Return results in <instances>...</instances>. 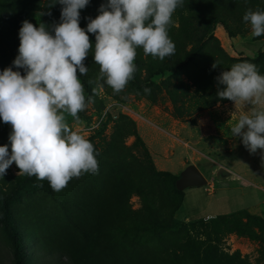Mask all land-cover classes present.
I'll list each match as a JSON object with an SVG mask.
<instances>
[{"label": "rangeland", "instance_id": "1", "mask_svg": "<svg viewBox=\"0 0 264 264\" xmlns=\"http://www.w3.org/2000/svg\"><path fill=\"white\" fill-rule=\"evenodd\" d=\"M107 2L89 0L80 10V27L86 30L88 18ZM62 7L57 0H0V72L12 67L25 74L13 65L22 22L43 23L52 31ZM249 9L264 11V0H182L168 25L174 55L161 61L138 48L143 65L119 93L98 79L95 35L88 33L93 49L84 61L87 75L79 76L87 107L78 114L81 124L67 120L98 151V172L74 177L60 191L36 177L35 183L47 182L51 192L18 190L20 201L12 199L9 211L24 264H203V254L218 252H238L250 264H264L258 243L223 229L249 216L264 220V150L249 152L231 133L252 106L217 95L223 88L217 78L236 63H253L264 75V35L254 37L243 20ZM203 32L212 38L203 54L189 61L187 53ZM178 61L184 65L177 79L166 71L147 81L141 69L166 62L176 68ZM163 80L166 89L159 86ZM147 82L157 85L150 94L144 92ZM11 130L0 119V146L9 144V152ZM190 166L206 183L186 186L182 198L171 183L176 187ZM19 171L13 163L0 176V200L25 175ZM154 171L167 173V183L158 182ZM244 207L253 215L211 217ZM186 218L194 221H179ZM0 264H14L1 224Z\"/></svg>", "mask_w": 264, "mask_h": 264}, {"label": "clouds", "instance_id": "2", "mask_svg": "<svg viewBox=\"0 0 264 264\" xmlns=\"http://www.w3.org/2000/svg\"><path fill=\"white\" fill-rule=\"evenodd\" d=\"M62 5L60 23L49 31L45 24L35 26L25 20L19 30L17 69L0 72V119L11 126L9 144L0 146V176L15 163L18 174L47 180L60 191L84 173L96 174L98 151L76 124L87 107L84 85L85 59L93 49L88 33L95 35L94 62L99 65L98 79L114 92H121L133 79L137 49L159 58L174 55L168 25L182 0H108L99 14L88 18L86 30L80 27V10L89 0H57ZM252 35H264V11L249 9L243 16ZM215 67V65H214ZM79 74V75H78ZM218 97L235 104L250 105L231 128L235 137L251 153L264 150V75L250 62H240L217 78ZM144 92L151 93L150 88ZM91 99L90 97L88 98Z\"/></svg>", "mask_w": 264, "mask_h": 264}, {"label": "trees", "instance_id": "3", "mask_svg": "<svg viewBox=\"0 0 264 264\" xmlns=\"http://www.w3.org/2000/svg\"><path fill=\"white\" fill-rule=\"evenodd\" d=\"M208 36L209 38H207ZM211 38L212 36L209 33L207 34L206 32H203L202 35L198 37L196 43L191 46L190 50L187 53V56L189 57V61H193L195 58L203 54L204 49L207 47L209 40ZM255 61L258 62V60ZM134 63L136 64V66L141 65L142 67L143 65L141 60H139L138 58H135ZM176 63H177L176 68L171 67V65L168 62H166L158 65L144 66V68L141 69H143L146 72L147 81L151 80L153 77L157 75L163 74L166 71L171 72V75L177 79L179 76L178 70L181 69L184 64L180 61ZM168 84L169 83L167 80H163L160 82L159 86L166 89L168 87ZM153 87H157V85L151 82H147L145 86V88H150L151 92L154 91ZM137 141L142 143L139 137H137ZM144 153L146 155L148 154L146 149H144ZM154 175L158 178L157 181L162 184L167 183L166 178H169L168 174L164 172H156L155 174L154 171ZM171 184H172L171 191L175 194L182 196L183 198L184 193L176 189V187L174 186L175 182H172ZM26 188L29 189L30 192L32 193L37 192L39 190H43L46 193L51 192V188L47 182H45L43 185H38L35 183V176L30 177L24 175L23 178L17 183L16 188L11 192V194L1 198L0 224L9 237L14 264H24V251L20 236L18 234V231L14 227V223L10 215L9 203L12 199L19 202L21 196L17 192L18 190L26 189ZM170 228H172V226H170ZM223 229L226 230V232L228 233H235L240 236H245L248 239L258 243L259 244L258 253L259 255H261V257L264 258V220L262 218L249 216L244 221L239 220L230 225L223 226ZM183 230L184 229H180L179 233H182ZM203 258H204L203 264H250L245 258H242L238 252H234L231 255L218 252L210 255L209 257L203 254Z\"/></svg>", "mask_w": 264, "mask_h": 264}, {"label": "water", "instance_id": "4", "mask_svg": "<svg viewBox=\"0 0 264 264\" xmlns=\"http://www.w3.org/2000/svg\"><path fill=\"white\" fill-rule=\"evenodd\" d=\"M205 183L206 179L199 170L194 166H190L186 169L182 178L176 182V189L180 191L184 190L186 186L202 187Z\"/></svg>", "mask_w": 264, "mask_h": 264}, {"label": "crops", "instance_id": "5", "mask_svg": "<svg viewBox=\"0 0 264 264\" xmlns=\"http://www.w3.org/2000/svg\"><path fill=\"white\" fill-rule=\"evenodd\" d=\"M211 194L213 193V191H209ZM240 213H246L247 215H253L250 211H249V209L248 208H246V207H244V208H237V209H234V210H232V212L231 213H225V211H221L220 210V212H218L216 215H213V216H211V217H213V218H215V219H219V220H222V219H224V218H231L232 217V220H235V215H238V214H240ZM231 220V221H232ZM179 221H182V222H184V221H194V220H188L187 218L186 219H184V220H179Z\"/></svg>", "mask_w": 264, "mask_h": 264}, {"label": "built area", "instance_id": "6", "mask_svg": "<svg viewBox=\"0 0 264 264\" xmlns=\"http://www.w3.org/2000/svg\"><path fill=\"white\" fill-rule=\"evenodd\" d=\"M104 116V115H103ZM102 120V118H100V120H98V122H100Z\"/></svg>", "mask_w": 264, "mask_h": 264}]
</instances>
